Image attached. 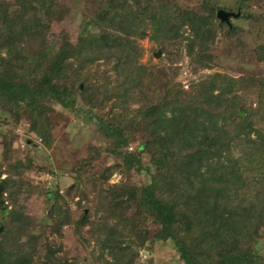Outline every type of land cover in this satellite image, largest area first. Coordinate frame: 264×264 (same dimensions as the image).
Here are the masks:
<instances>
[{
	"label": "trees",
	"instance_id": "16d2710c",
	"mask_svg": "<svg viewBox=\"0 0 264 264\" xmlns=\"http://www.w3.org/2000/svg\"><path fill=\"white\" fill-rule=\"evenodd\" d=\"M237 2L239 16L257 18L242 9L247 0ZM219 8L215 0H105L92 21L65 32L53 29L69 11L60 0H0V117L24 121L49 148L58 105L82 111L105 139L89 145L70 185L44 191L40 217L22 203L31 159L0 164V264H135L147 245L134 241L138 214L154 226L150 241L171 240L182 264H264L256 235L264 229V74L203 72L187 87L147 95L140 40L166 56L182 45L192 73L211 68L220 31L240 30L231 17L219 22ZM254 49L264 60V43ZM101 153L114 161L90 170ZM113 173L139 182H109ZM74 194L78 208L92 194L93 211L73 218ZM63 226L87 255L61 254L54 238Z\"/></svg>",
	"mask_w": 264,
	"mask_h": 264
},
{
	"label": "rangeland",
	"instance_id": "374dc122",
	"mask_svg": "<svg viewBox=\"0 0 264 264\" xmlns=\"http://www.w3.org/2000/svg\"><path fill=\"white\" fill-rule=\"evenodd\" d=\"M69 7L68 13L60 22L53 25L54 30L74 32L79 25L92 21L95 10L104 5L105 0H60ZM189 6H194L197 0H175ZM223 10L235 12L239 7L237 0H215ZM243 10L257 16L256 19H245L242 16L231 17V23L239 26L240 30L231 38L225 37L220 31L217 41L213 47V64L211 68L197 67V72L192 73L189 59L182 45L176 47L172 53L166 56L157 48L156 44L146 38L140 40L144 47L142 62L151 72L148 81L147 95L151 100L167 88L182 85L187 87L191 80H196L200 73L219 71L233 76L243 73L264 74V60H259L255 54L254 47L264 43V0H247ZM218 10V9H217ZM216 10V11H217ZM88 21V22H87ZM54 122L52 128L53 141L49 148L40 144V139L27 130L24 121H18L16 117H0V164L12 161L15 158L31 159V167L24 171L23 179L30 185L28 200L24 203L25 211L34 217L43 215L49 206V201L44 199L39 202L44 191L52 184H58L64 189L71 184L75 175V164L87 154L89 145L97 148L105 144L104 137L97 131L94 121L88 120L82 111H75L55 105L51 115ZM10 137V150L4 156V142L6 136ZM33 143V144H32ZM32 144V145H30ZM114 159L107 153H101L94 161L90 170H99L112 163ZM51 168L53 173H51ZM89 171H80L79 175L85 178ZM4 174H1L2 179ZM119 180L127 182H139L138 178L130 175L113 173L109 182ZM1 184V181H0ZM89 186L86 187L88 189ZM77 194L67 199L73 218H76L81 208L87 212L93 211L92 194L88 199L81 200V208L76 207ZM88 205L91 207L89 208ZM136 236L134 241L146 240L144 249L139 248V258L135 264H182L174 252L171 240L150 241L154 226L144 214L136 217ZM2 219V217H1ZM3 221V220H2ZM4 225V222H3ZM86 229V228H85ZM63 236L55 237V243L61 244V254L72 258L73 256L87 255L88 248L77 242L71 226L62 227ZM256 235L264 237V229L259 230ZM51 237V236H50ZM149 240V242H148ZM260 249L264 251V244L260 242ZM80 260V259H79ZM78 264H81L78 262Z\"/></svg>",
	"mask_w": 264,
	"mask_h": 264
},
{
	"label": "water",
	"instance_id": "95a60500",
	"mask_svg": "<svg viewBox=\"0 0 264 264\" xmlns=\"http://www.w3.org/2000/svg\"><path fill=\"white\" fill-rule=\"evenodd\" d=\"M239 14H240L239 8L235 12L227 11L223 9H218L216 11V17L218 18L219 22H226V23H229V17H236ZM0 181H1V178H0ZM2 227H3V221L1 219V214H0V228Z\"/></svg>",
	"mask_w": 264,
	"mask_h": 264
}]
</instances>
